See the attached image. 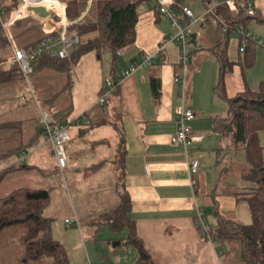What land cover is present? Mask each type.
Wrapping results in <instances>:
<instances>
[{"label":"crops","instance_id":"1","mask_svg":"<svg viewBox=\"0 0 264 264\" xmlns=\"http://www.w3.org/2000/svg\"><path fill=\"white\" fill-rule=\"evenodd\" d=\"M50 1L54 6L47 7L49 25L39 15L29 11L24 19L16 22L12 21L15 11L4 13L2 21L6 26L0 22V143L5 139L15 141L10 149H4L0 154L23 150L20 155L4 159L8 163L0 167V172L11 165L21 164L19 160L25 157L23 163L30 168L12 173L29 171L47 175L52 167L56 173H60L45 138L40 134L38 139L40 124L37 104L20 101V95L28 89V84L18 66L12 63L15 48L26 50L39 39L58 33L60 23L67 19V5L71 0ZM175 1L192 10L198 19L190 27L191 39L194 36L195 43H192L194 48L188 66L184 102L196 113V119L190 125L194 135L203 138L201 141L187 148L171 142L178 129L177 110L183 104L182 86L177 81L182 74V65L179 44L170 41L177 31L158 12L157 2L141 7L135 45L118 52L116 56L108 51L89 53L68 74L51 71L42 75L34 73L30 82L39 104L51 114L53 110L45 106V100L63 91L65 86L61 87V82L64 77L68 76V83H72L74 113L69 121L82 120L70 128L72 141L67 148L69 167L66 171L74 169L78 174L82 172L84 166L79 163V155L84 144H108L112 147L110 162L118 172L120 196L127 194L130 198L129 218L135 222L149 255L144 257L139 248L131 245L135 252H130V258L123 264H137L145 258L150 264H244L238 257V243L219 244L216 240L211 243L204 238L199 230L197 210L204 212L212 227L218 225L221 217L243 225L253 222L248 203L237 196L253 186L244 177L249 169L247 152L243 147H234L232 137L223 138L215 129L213 120L228 116L229 101L238 94L247 90L259 91L264 83V42L258 43L259 38H263L264 25L256 19H249L245 27L242 26L256 39L254 64L244 68L241 38L234 33L227 43H220L218 22L214 16H206L208 5L203 0ZM251 1L254 10L264 16V0ZM183 21L186 23L188 19L184 18ZM233 40L237 49L231 47ZM59 49L57 46L51 53ZM157 50H161L159 57L149 69L138 70L123 79L103 104L99 102L108 80L121 79L133 63ZM221 56H224L228 68L223 78ZM153 78L160 82L158 98L151 88ZM222 80L225 97L219 93ZM60 87L62 89H58ZM114 124L125 138L122 170L113 164L118 159L120 142ZM108 128L112 132H102ZM35 136L37 139L34 140ZM259 142L264 149V131L259 133ZM219 148L223 150L219 151ZM96 150L95 159H98L101 150ZM191 160L200 162L194 185L189 173ZM85 169L90 168L85 166ZM76 192L79 193L77 189ZM76 201L82 210L69 208L65 223L77 225L80 232V222L86 214L81 200ZM119 206L111 211H116ZM75 219L78 223H67V220ZM69 232L78 235L71 227H66L61 243L66 244L65 238ZM52 235L57 240L53 226ZM121 239L114 235L111 237L110 248L114 257L121 247H131L122 246ZM115 242L119 243L113 246ZM70 258L72 264L75 261L80 263L74 255L70 254ZM104 258V264H111L108 257ZM88 260L91 263L89 256Z\"/></svg>","mask_w":264,"mask_h":264},{"label":"trees","instance_id":"2","mask_svg":"<svg viewBox=\"0 0 264 264\" xmlns=\"http://www.w3.org/2000/svg\"><path fill=\"white\" fill-rule=\"evenodd\" d=\"M156 2L157 0H71L67 5V19L72 22L68 30L70 33L78 34L81 43L70 52L66 59L56 58L52 53L36 59L33 62L35 73L42 75L43 72L51 71L68 74L89 53L101 54L108 51L116 56L118 52L135 45L136 26L141 7ZM203 2L209 6L211 0H203ZM18 5L19 0H11L10 3L8 0H0V7L4 13H13ZM247 7V2L240 0L235 13L230 12L226 6L219 8L215 19L221 33L220 43H227L239 27H245L249 19H256L264 25V16L257 11L252 16L247 15ZM224 25L228 26L226 32ZM56 35L57 33H54L51 36ZM47 37L32 43L26 50H33ZM255 46L254 41H248L244 52V68H250L254 64ZM221 58L223 61L221 78H223L228 68L224 56ZM66 87L45 100V106L53 110L52 117L56 123L68 124L74 113L71 98L72 83H68ZM151 88L154 96L158 98L160 82L157 79H151ZM219 93L225 97L223 80ZM66 101L69 103L65 104ZM229 104L228 116L215 118L213 123L223 138L232 137L233 146L243 147L247 152L249 169L244 177L253 186L237 196L239 200H245L248 203L253 222L246 226L239 222L226 221L221 217L218 225L212 227L210 224V226L219 244L227 242L239 244L238 257L241 263L264 264V149L259 142V133L264 131V83L259 91L247 90L240 93L230 100ZM39 124L38 139L40 134L45 138V131L41 123ZM115 128L119 132L116 125ZM35 138L37 139V136L33 137L34 140ZM119 140L118 159L113 161V164L122 170L126 151L125 138L121 132H119ZM33 145L31 147H34ZM222 150L219 148V151ZM22 152V149H16L0 154V161L9 156L20 155ZM28 168L30 167L21 163L2 170L0 184L9 173ZM51 200L50 189L31 188L17 189L9 196L0 199V245L6 241L8 233H14L18 234L17 241L20 249V255L15 260H9L6 255L0 253V264H72L67 247L53 238V219L45 217V211L50 206ZM121 200L116 216L108 222L110 230L115 233L127 230L126 237L120 240L121 245L136 246L143 252L144 257L149 256L139 237L135 222L129 218L130 198L127 194H123ZM199 230L202 233L200 226ZM137 264H150V262L145 258Z\"/></svg>","mask_w":264,"mask_h":264},{"label":"rangeland","instance_id":"3","mask_svg":"<svg viewBox=\"0 0 264 264\" xmlns=\"http://www.w3.org/2000/svg\"><path fill=\"white\" fill-rule=\"evenodd\" d=\"M262 37L259 38L258 43L264 42V34H262ZM259 46L261 48L262 44ZM231 47L232 49H237L235 41ZM68 78V76L64 77L62 84L60 83L61 87L68 86V81L70 80ZM40 85H43V83ZM61 87L58 89H62ZM66 88L69 89V87ZM102 132L110 133L112 130L108 128ZM3 134L2 131L1 135ZM12 143H15V141L11 139L10 141H7V139L1 141L0 151L10 149ZM24 149L27 151L28 148L25 147ZM98 149L101 150V154L98 155V159H95L94 151H98ZM111 150L112 147L108 144H95L92 146L84 144L79 155V163L84 168L80 174L74 169L66 171L67 183H65L61 173L54 171V167L48 169L47 175L42 173L41 175L34 174L29 171H23L20 174L10 173L0 184V199L9 196L13 191L20 188L50 189L53 198L50 206L45 211V217L53 219L54 237L58 241H62L63 229L66 227H71L78 233V235H75L74 232L73 234L69 232L68 237L65 236L67 241L64 245L69 253L80 261V263L75 261L73 264H84L87 261L89 264L88 256L92 264H104V256L110 259L111 264H123L126 259L130 258V252H133V250L135 252V248L133 246L121 247L119 254L115 257L111 253V237L114 235L118 238H123L127 234L126 231L113 233L108 225V222L113 220L117 214V211H111V209L119 206L122 201L118 172L115 170L116 168H113L112 162H110ZM102 155L104 156L103 159H101ZM51 161L55 163L53 159ZM7 163V161H0V167ZM49 163L51 162L49 161ZM85 166H89L90 169L86 170ZM76 189L79 192L78 194ZM78 199L81 200L82 208L86 214L85 219L80 222V232L77 225H67L65 223V219L69 215V208L77 211L81 209L76 201ZM17 239L18 234L8 233L6 241L0 245V253L6 255L9 260H15L20 255ZM116 243L119 242L113 243V246ZM78 245L80 246L79 248H77ZM216 247L219 249L218 244H216Z\"/></svg>","mask_w":264,"mask_h":264},{"label":"built area","instance_id":"4","mask_svg":"<svg viewBox=\"0 0 264 264\" xmlns=\"http://www.w3.org/2000/svg\"><path fill=\"white\" fill-rule=\"evenodd\" d=\"M240 0H211L210 5L206 10V16H217L219 8L226 6L230 12H237L238 3ZM248 7L246 14L249 16L254 15L255 10L251 0H246ZM52 7L54 3L50 0H19V5L14 12L13 22L20 21L25 18L29 8L35 7ZM157 10L165 17L173 28L176 29L177 33L171 38V42L175 41L180 47V57L182 65V74L177 78V81L182 86V99L183 104L177 110L176 122L178 125L177 132L172 136L171 142L174 145L183 146L187 148L195 142L201 141L203 138L194 135L191 123L196 119V113L185 105V93H186V81L188 66L190 63L191 54L193 51V44L191 39L190 27L197 23V18L194 16L192 10L188 7L179 4L175 0H157ZM4 12L0 7V22L5 27L6 24L2 21ZM184 18L188 21L185 23ZM72 24L67 19H64L60 23V30L56 36H49L42 40L36 48L33 50H25L20 48L14 49V57L12 60L13 64H16L27 81L28 89L21 93L20 101L22 103L35 102L38 107V121L41 123L43 130L45 131V142L49 145L52 155L57 161L58 171L63 176L64 180L67 181L66 170L69 167L68 158V145L72 141V135L70 128L72 125H78L82 118L74 120L72 123L61 124L56 123L52 117V114L41 107L35 91L31 85L30 78L35 73L33 62L41 56L53 52L55 47L59 46L60 49L53 53V56L60 59H66L72 50L77 48L81 43V38L78 34L70 33L68 28ZM228 30V26L224 25V31ZM236 34L241 38L240 51L244 53L247 48L249 40L256 41L253 36L243 30V27L237 29ZM161 50H157L152 53L146 54L139 61L133 63L128 70H126L121 79L119 80H108L105 83L106 91L100 98V103L103 104L106 97L117 89L123 79L133 75L138 70L149 69L158 59ZM25 157L21 158L19 162H24ZM200 168V162L198 160H191L189 162V173L191 175V183L194 185V176L197 174ZM197 221L199 226L202 228V234L209 242L213 243L215 238L212 233L211 226L207 222L205 214L202 210H197ZM68 224L78 223L77 220H67ZM92 264V263H89ZM222 264V263H221Z\"/></svg>","mask_w":264,"mask_h":264},{"label":"water","instance_id":"5","mask_svg":"<svg viewBox=\"0 0 264 264\" xmlns=\"http://www.w3.org/2000/svg\"><path fill=\"white\" fill-rule=\"evenodd\" d=\"M29 12H33L36 15H39L42 19L45 20V22L47 23V25H49L50 23V13L47 10L46 7H35V8H29L28 10ZM195 37L192 36V43H195Z\"/></svg>","mask_w":264,"mask_h":264}]
</instances>
